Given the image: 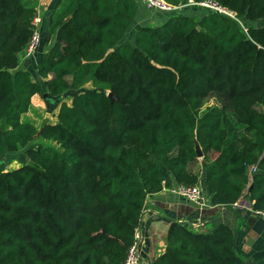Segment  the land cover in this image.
Wrapping results in <instances>:
<instances>
[{
	"label": "trees",
	"instance_id": "obj_1",
	"mask_svg": "<svg viewBox=\"0 0 264 264\" xmlns=\"http://www.w3.org/2000/svg\"><path fill=\"white\" fill-rule=\"evenodd\" d=\"M212 1L264 21V0ZM138 9L62 0L37 64L42 84L20 66L37 0H0V158L26 148L29 160L0 171V264H125L147 198L199 184L202 164L212 204L233 205L249 185L264 211V25L245 32L216 11L182 10L137 26L132 42ZM87 86L60 104L57 122L38 130L25 118L35 95ZM155 264L245 262L229 225L173 222Z\"/></svg>",
	"mask_w": 264,
	"mask_h": 264
},
{
	"label": "crops",
	"instance_id": "obj_2",
	"mask_svg": "<svg viewBox=\"0 0 264 264\" xmlns=\"http://www.w3.org/2000/svg\"><path fill=\"white\" fill-rule=\"evenodd\" d=\"M61 2L62 0H37V9L43 18V36L49 28L54 10ZM137 2L139 9L128 29L129 41L134 42L137 26L162 24L176 15L149 9L141 0ZM187 10L188 8L183 11ZM50 46L43 45L39 57ZM38 61L39 58L36 60L24 58L20 66L29 70L33 67L37 70ZM200 172L199 185L203 193L200 202L187 200L167 190L159 191L147 198L139 226L141 264H155L156 258L165 251L168 232L173 222H180L202 231L211 229L215 224L225 223L235 232L236 251L245 264H264V219L253 211L252 202L248 196L249 185L239 199L238 205H214L210 202L205 165H200ZM250 176H252L251 171Z\"/></svg>",
	"mask_w": 264,
	"mask_h": 264
},
{
	"label": "built area",
	"instance_id": "obj_3",
	"mask_svg": "<svg viewBox=\"0 0 264 264\" xmlns=\"http://www.w3.org/2000/svg\"><path fill=\"white\" fill-rule=\"evenodd\" d=\"M141 1L149 9H157L171 13H178L182 11L184 8L190 6H202L212 11H216L219 14L232 17L238 21L240 20L236 17V14L233 11L227 9L226 7L212 0H187L185 3H182L180 5H172L166 2L165 0H141ZM42 24H43L42 14L38 11V14L33 20L34 29L31 39L29 40V42L27 43V45L25 46V48L21 53V60L24 58H31L40 47L43 39ZM254 170L255 167H251L250 169L251 174L253 173ZM162 190H167L179 194L180 196L190 201L200 202L203 198L202 189L199 184L189 185V184L175 183L173 186L164 187ZM238 202L239 201L235 202L234 205H238ZM253 211L264 219L263 210L253 209ZM139 239H140V231L138 228L135 235V241L128 249L125 264H141L142 257L139 249Z\"/></svg>",
	"mask_w": 264,
	"mask_h": 264
},
{
	"label": "rangeland",
	"instance_id": "obj_4",
	"mask_svg": "<svg viewBox=\"0 0 264 264\" xmlns=\"http://www.w3.org/2000/svg\"><path fill=\"white\" fill-rule=\"evenodd\" d=\"M191 8V9H189ZM187 11H183L187 14H193L194 16H201L206 10H210L208 8L202 7V6H193L189 7ZM189 11V12H188ZM178 14V13H173ZM239 24L241 25V28L247 32L250 27H260L264 25V21H248L246 19H240ZM46 31V30H45ZM46 35L43 36L42 43L38 50L34 53V55L30 58L32 60L40 59V49L43 45L50 46L54 42V36L52 38L49 37L48 29L45 33ZM33 78L42 83L43 81L40 79V77L37 74V71L31 67L30 69ZM89 86L82 88V89H74L70 88L67 92L62 94L58 97H53L48 94L47 97L44 95H37L35 96L33 100V104L31 107V110L29 113L25 116L26 119L32 121L37 127L38 130H41V128L47 124V123H55L58 120V113H59V107L60 104L63 101H69L71 97L79 93L80 91L84 89H88ZM213 102H215V99L212 98L209 100V102L205 105L207 107L208 105H211ZM204 107V108H205ZM29 160L26 155V148L21 149L19 151L15 152H8L5 155H3L0 158V171L4 170H12L14 168H17L25 163H27Z\"/></svg>",
	"mask_w": 264,
	"mask_h": 264
},
{
	"label": "water",
	"instance_id": "obj_5",
	"mask_svg": "<svg viewBox=\"0 0 264 264\" xmlns=\"http://www.w3.org/2000/svg\"><path fill=\"white\" fill-rule=\"evenodd\" d=\"M109 95H110L111 99H113V100H116L117 99V97L113 93H110ZM44 96L47 97L48 96V93H45ZM196 150H197L198 156L200 158H202L203 157V151H202V149H201V147L199 146L198 143L196 144Z\"/></svg>",
	"mask_w": 264,
	"mask_h": 264
}]
</instances>
